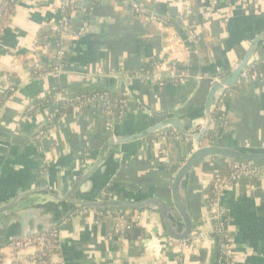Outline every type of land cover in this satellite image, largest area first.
Listing matches in <instances>:
<instances>
[{
  "label": "crops",
  "instance_id": "0c3cea01",
  "mask_svg": "<svg viewBox=\"0 0 264 264\" xmlns=\"http://www.w3.org/2000/svg\"><path fill=\"white\" fill-rule=\"evenodd\" d=\"M133 1L167 17L170 25H151L113 1L95 4L90 12L89 33L70 44L65 72L59 76L47 73V69L38 74L34 72L50 65L56 52L54 45L36 47L33 43L39 27L46 25L51 17L46 1L19 0L6 19L0 33V77L4 75L9 79V75V81L18 82L19 87L0 109V201H11L20 193L37 188L62 195L75 182V171L81 169L79 166L88 159L95 162L99 156L105 159L110 154L114 156L113 164L117 169L112 184L107 186L110 190H105L107 197L121 199L141 191L171 200L170 184L163 175L165 165L156 145L145 140L135 141L129 151L121 155L115 145L107 147L108 141L125 123H131L132 130L139 122L145 123L146 109L154 112L151 115L154 123L168 115L200 111L212 83L197 77L223 74L244 55L245 30L249 26L254 31L264 27V0H247L245 3L215 0L211 9L205 0H190L192 14L186 21L180 19L182 11L172 0ZM87 2L79 0V9L75 11L77 19L85 12ZM191 29L200 37L197 46L188 40L187 32ZM187 48H191L189 57ZM258 56H264V47ZM151 59L180 65L191 79L183 85L169 81L161 87L127 79ZM119 73L122 75L115 77ZM72 82L98 83L123 91L129 97L126 112L122 119H116V115L105 112L98 105L69 108L57 121L53 135L46 142L50 161L42 170L41 154L31 140V132L42 116L36 112L27 117L23 111L32 98L43 95L52 87ZM223 113L227 126L222 130L220 145L232 141L244 147L264 146V68L254 79L233 91ZM172 147H176L174 152ZM172 155L181 165L190 155V145L170 142L169 156ZM215 166L216 163L205 162L191 175L189 199L193 226L204 235L192 236L195 237L194 244L179 262L180 242L161 244L156 258L155 251L147 249V246H154V238L145 224L135 225L127 235L117 237L112 233L111 222L95 225V211L85 209L58 229L59 252L65 263L210 264L209 210L202 190L207 175L215 171ZM43 199L31 194L23 202L38 204ZM221 203L227 211L236 264H264V185L254 181L238 182L223 194ZM154 214L158 219V232L165 233L159 215ZM5 243L0 240V247Z\"/></svg>",
  "mask_w": 264,
  "mask_h": 264
},
{
  "label": "built area",
  "instance_id": "2783aa9c",
  "mask_svg": "<svg viewBox=\"0 0 264 264\" xmlns=\"http://www.w3.org/2000/svg\"><path fill=\"white\" fill-rule=\"evenodd\" d=\"M49 7L50 19L47 21L48 26L51 28V32L43 37L35 36L33 43L36 47L54 45L56 52L54 54V63L51 61V69L47 72L51 75H62L65 71V59L69 55L70 44L79 41L86 34L89 28V23L85 21L79 22L78 26L74 23L78 22L79 19L75 16V11L78 10L79 0H45ZM94 4H99L104 0H92ZM113 1L120 6L126 8L131 14L136 17L143 18L148 21L151 25L157 26H169L170 19L167 17L159 16L151 8L139 5L133 0H108ZM211 9L212 4L215 0H205ZM247 0H241L245 3ZM19 0H0V33L3 28V24L9 15L14 11V8L18 4ZM173 5L180 8L182 15L181 20H188L191 16L190 0H172ZM92 8L90 9V12ZM187 37L189 42L193 46H197L200 42V37L197 32L193 29L187 32ZM187 57L190 56L191 48L186 49ZM150 64L147 68H140L132 73V75L127 79L137 80L145 83H154L158 86H163L167 82H173L176 84L183 85L187 83L191 77L187 74V70L182 67L178 69V66L173 63H167L165 60H154L151 59ZM264 68V56L259 57L258 54L255 61L240 74L239 81L236 86H242L243 83L254 79L261 69ZM121 74V73H119ZM122 75V74H121ZM36 76V73H34ZM118 76V75H117ZM223 77L215 75L208 76L206 74L197 77L198 79H209L212 84L218 83ZM0 83L2 85V93H16L13 89V83L9 79L2 75L0 77ZM1 93V94H2ZM233 93L232 88L224 89L220 94L216 102L214 117L209 125L208 133H214L217 130V122H222L224 128L227 126V121L224 116V106L228 100V97ZM0 94V95H1ZM55 103L66 102L69 100L64 98L62 94H58L54 100ZM102 105L108 109L111 108L105 98H95L89 99L88 101H78V106H69L75 108L86 107L87 105ZM33 105L28 104L24 109L23 114L27 117H31L36 112ZM126 112V107L123 108L122 112L119 114V119H122ZM109 113V112H108ZM41 119L37 121L34 129L31 132V140L35 145L36 150L41 154V167L45 170L48 167V151L45 150L46 142L53 135V129L55 124L53 119L55 113H40ZM207 133V134H208ZM218 133V132H217ZM216 133V134H217ZM146 142L149 144L156 145L159 154L163 158V163L165 167L167 165L171 166L170 156H169V143L175 142L184 144H191L192 140L180 136L178 133H169L166 131H161L156 133L151 138H147ZM212 144V143H211ZM206 141L203 143L202 140L199 142V148L211 145ZM227 168L230 171L228 177L215 176L214 172L207 175L204 188H206L210 182L211 185V196L206 199V207L209 210V220H210V234L211 239L209 240V245L212 243L213 236L220 237L218 241L219 257L220 261L218 264H236V257L234 252V242L233 236L228 229V219L227 211L223 208L221 199L224 193H227L235 184H238L240 179H248L254 182H260L264 185V168L256 166L252 162H241V161H226ZM213 179V180H212ZM203 188V189H204ZM100 197L105 199L107 197L106 191L101 192ZM96 220L93 221L95 225H99L101 222L109 221L112 225V233L114 236L123 237L132 231L133 227L138 224H145L144 226L148 230L152 229L153 226H158V219L156 215L152 212L138 211L132 212L131 214H125L122 212H101L95 211ZM160 231V230H159ZM161 232V233H160ZM158 232L161 236L164 233L162 231ZM204 235V234H202ZM59 241L60 232L58 229L52 230L49 233L33 236L23 240H13L6 242L2 247H0V254L3 258L0 262L7 264H65L64 258L59 252ZM160 241L162 244H170L174 240L170 237H163ZM195 237H191L183 242L178 249V262L181 260L189 250H191L194 244ZM151 249V248H149Z\"/></svg>",
  "mask_w": 264,
  "mask_h": 264
},
{
  "label": "water",
  "instance_id": "95a60500",
  "mask_svg": "<svg viewBox=\"0 0 264 264\" xmlns=\"http://www.w3.org/2000/svg\"><path fill=\"white\" fill-rule=\"evenodd\" d=\"M107 1L104 0L100 3ZM90 25H92L91 22L89 27ZM87 33H89V28ZM245 37L247 42H245L246 51L244 55L226 69L218 83L211 84V89L207 93L200 111L180 116L168 115L154 123L151 119L154 112L146 109L147 119L145 123L140 124L139 122L135 130L129 126L131 123H125L124 127H119L113 132L112 140L108 141L107 147L115 145L121 155H125L135 141L145 140L146 142L149 136L163 130H174L180 136L192 140L190 155L174 172L169 185L171 200L166 201L141 191L132 193L126 198L107 197L102 199L100 193L103 190L107 192L110 190L107 186L112 184L117 166L113 164L114 156L112 154L105 159L99 156L95 162L88 159L83 166H79L81 169L75 171V182L62 195L52 194L46 188H37L20 193L8 202L1 200L0 240L9 242L49 233L61 228L71 217L85 209L94 211L123 209L157 213L165 228V233L161 236L157 235L158 228L156 226L149 230L150 236L154 238L152 242L154 246L151 249L155 251L153 255L156 258L157 248L162 244L160 240L163 237H170L176 242H183L193 235L203 236L193 226L194 217L189 199L191 175L201 168L203 163H210L215 158L252 163L264 162V146L260 148L244 147L236 145L232 141L225 146L220 145L219 139L223 134L222 129L219 130L216 140L211 145L201 148L198 146L202 137L209 131L219 94L224 89L237 85L240 74L255 61L259 50L264 47V27H257V30L254 31L249 26L245 30ZM119 76L121 74L115 75V77ZM31 194H36V197H43L44 199L40 200L38 204H35V198L34 204L23 202ZM46 198L49 201H46Z\"/></svg>",
  "mask_w": 264,
  "mask_h": 264
},
{
  "label": "trees",
  "instance_id": "16d2710c",
  "mask_svg": "<svg viewBox=\"0 0 264 264\" xmlns=\"http://www.w3.org/2000/svg\"><path fill=\"white\" fill-rule=\"evenodd\" d=\"M94 2L92 0H88L86 4V9L85 12L82 14L81 18H79L78 22L74 23L76 26H78L79 22L85 21L87 23L90 22V9L93 8ZM51 32V28L48 25H41L37 31V36L38 37H43L44 35H47L48 33ZM54 58V57H53ZM52 58V62L54 63V59ZM68 56L65 59L66 61H63V63L66 64L68 60ZM150 62L148 63H143L141 66L138 68H147ZM178 69H182L180 65H177ZM52 65H45L41 69H35L34 72L37 74L40 73L43 69H47L46 72H48L51 69ZM181 67V68H180ZM263 68V67H262ZM220 74L219 76H221ZM9 80L11 79L10 76L8 75ZM13 77V76H12ZM16 79V77H13ZM17 81V79H16ZM14 92L17 91L19 84L18 82L15 84H12ZM240 86H234L231 87L233 91H236L239 89ZM58 94H62L64 98L69 100L68 103L66 102H58L55 103V97ZM13 95V93L9 92H4L0 95V109L1 107L7 102L10 97ZM93 97L95 98H105V101L109 103L111 106L110 111H107L105 107L102 105L98 104L99 107H101L102 110L105 112L111 113L113 116H117L116 119L119 118V114L122 112L124 107H127L128 105V96H126L123 91H117L113 88L107 87L100 85L98 83H89V82H72L69 85L66 86H55L50 88L47 92H45L41 96H37L32 98L30 101V104L33 105L36 109L35 112L37 113H55V117L53 119V123L56 124L57 121L66 113V111L69 109V106H78V101L84 102L88 101L89 99H92ZM97 105V104H96ZM85 107V106H84ZM84 107H81L84 109ZM71 108V107H70ZM217 130L214 133H208L202 137L203 143L208 141L209 144L213 143L216 140V133L219 132L220 129L224 130V125L222 122H217L216 124ZM169 133H176L174 130H163ZM223 132V131H222ZM153 136V135H152ZM152 136H149L148 138H151ZM106 144V143H105ZM176 147H172L171 151L174 152ZM170 151V154H171ZM225 158H215L211 161V163H216V171L214 172L215 176L219 177H228L230 175V171L227 168V162ZM170 163L171 166L167 165L164 168L163 175L165 176L164 180L167 182L169 185L171 182V177L174 174V172L179 168L180 164L177 163L175 160L174 156L172 155L170 157ZM256 166L264 168V162L261 163H254ZM213 180V179H212ZM238 182L244 183V182H253L252 180L248 179H240ZM211 185L212 182L209 183V185L204 188L202 191L203 196L205 197V200H207V197L211 196ZM101 212H122L125 214H131L132 212H138V211H128V210H123V209H109V210H103ZM220 240V237L213 236L212 243L210 245V264H218L220 261L219 257V249H218V241ZM3 258V256L0 254V259Z\"/></svg>",
  "mask_w": 264,
  "mask_h": 264
}]
</instances>
